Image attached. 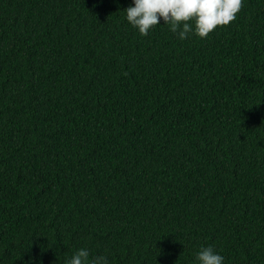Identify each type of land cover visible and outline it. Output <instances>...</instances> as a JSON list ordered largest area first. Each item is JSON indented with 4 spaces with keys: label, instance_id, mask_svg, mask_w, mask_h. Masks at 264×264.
I'll return each instance as SVG.
<instances>
[{
    "label": "trees",
    "instance_id": "16d2710c",
    "mask_svg": "<svg viewBox=\"0 0 264 264\" xmlns=\"http://www.w3.org/2000/svg\"><path fill=\"white\" fill-rule=\"evenodd\" d=\"M130 4L0 0V264H264V0L184 40Z\"/></svg>",
    "mask_w": 264,
    "mask_h": 264
},
{
    "label": "clouds",
    "instance_id": "9594fccd",
    "mask_svg": "<svg viewBox=\"0 0 264 264\" xmlns=\"http://www.w3.org/2000/svg\"><path fill=\"white\" fill-rule=\"evenodd\" d=\"M242 4L243 0H131L124 10L126 21L140 35H147L158 24H168L184 40L189 34L207 38L218 26H227ZM194 259L195 264H225V257L211 245L201 246ZM66 264H109V260L101 254L90 258L87 248H79Z\"/></svg>",
    "mask_w": 264,
    "mask_h": 264
}]
</instances>
